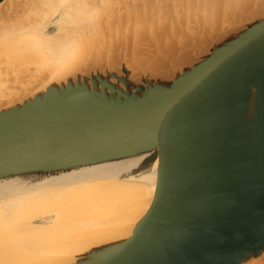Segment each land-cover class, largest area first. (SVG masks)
Wrapping results in <instances>:
<instances>
[{"label": "water", "instance_id": "obj_1", "mask_svg": "<svg viewBox=\"0 0 264 264\" xmlns=\"http://www.w3.org/2000/svg\"><path fill=\"white\" fill-rule=\"evenodd\" d=\"M139 31L106 44L108 31L103 62L0 100V184L138 161L130 172H156L149 209L70 264H254L264 258V8L161 66L151 60L168 41L140 42Z\"/></svg>", "mask_w": 264, "mask_h": 264}, {"label": "bare ground", "instance_id": "obj_2", "mask_svg": "<svg viewBox=\"0 0 264 264\" xmlns=\"http://www.w3.org/2000/svg\"><path fill=\"white\" fill-rule=\"evenodd\" d=\"M64 1L66 2L65 7L69 11L67 16L61 13L64 12ZM92 1L90 7H87L82 3V0H48L52 3L50 10L42 9L40 17L46 16L50 12L51 16L48 15L45 21L49 23L51 20V25L46 27L49 24L40 20L47 25L39 27L40 30L38 28V31L34 32H28L26 30L28 27L22 26L24 20L19 21L21 16L19 18L16 16L17 23H14L16 20L13 22L8 17L11 9H16L15 7L19 6L17 4L25 1L4 0L0 4V68L4 62L6 70L8 69L7 63L12 65L9 63L10 61L13 60L14 63L16 60L18 63L19 57L23 59L21 66L15 64L14 68L16 67L17 71L13 70L12 65L13 73L10 69V76L0 74V92H4L0 100H4L6 104L10 103L11 100L28 95L55 79L75 73L82 67L94 66L103 62L110 52L107 47L98 48V38L107 36V32L98 30L99 24L103 23L99 21V17H101L99 9L95 12L91 10V22L87 28L80 30L81 11L77 4L83 5L88 11L93 8L92 3L97 4L98 2L104 4L103 8L109 11L111 1ZM162 1L165 2V0ZM215 1H218L215 3H220V5L218 4L219 7H217L216 4L218 10L214 8L212 12L207 11L208 7L206 8V4L204 6L202 3L204 8L198 4V8L193 6L194 9H197L196 11L192 8L193 12L191 10L184 11L185 17L179 13H171L170 15H173L174 19L170 17L172 20H167L169 23L172 22L171 25L169 23L163 25L155 33L156 39H166L170 47L153 58L154 60L152 59L151 62L158 66L165 65L168 58L178 53H180L181 61L188 59L192 48L203 46L209 40V36L211 38L218 34L225 25L245 19L264 8V0ZM126 2H124V7ZM146 2H150L151 7L149 8L155 5L154 0H146ZM208 2L210 3L211 0ZM129 4H132L131 7L134 5L128 0ZM210 5L209 9L211 10ZM199 6L203 9H200ZM33 7L30 5L28 8L34 9ZM131 7H128V10ZM182 8L181 10H183ZM112 9L114 8L112 7ZM19 10L18 12L22 11V9ZM26 10L22 12L25 13ZM146 12L153 16L151 12ZM14 13L17 14V11ZM27 16L29 17L28 14ZM27 16L25 15L26 18H28ZM25 17L22 16L23 19ZM69 17V23L76 26L75 35L78 37L74 45H68V42L73 44L70 40L71 34H62L60 26L61 22H67ZM192 17H196V20ZM208 18L211 23L207 22ZM185 19H191L195 23ZM10 25L15 29L12 33L13 36L10 31H7ZM143 27L145 31V27L147 28L148 25ZM142 33L144 36L146 35L143 31ZM143 35L140 34V39L144 38ZM18 40L20 41L17 42ZM191 45L192 48L188 50ZM90 50L95 51L96 57L88 52ZM17 57L18 59H16ZM175 58H178V55ZM140 60L150 62L149 55L145 54ZM5 72L10 74L7 70ZM137 163L138 161H130L88 168L34 184L23 182L0 184V264H70L83 252L90 251L110 239L129 233L149 209L156 183L154 170L142 174H139V170L130 172ZM254 264H264V258L257 260Z\"/></svg>", "mask_w": 264, "mask_h": 264}, {"label": "rangeland", "instance_id": "obj_3", "mask_svg": "<svg viewBox=\"0 0 264 264\" xmlns=\"http://www.w3.org/2000/svg\"><path fill=\"white\" fill-rule=\"evenodd\" d=\"M23 1H25L24 3L23 2H20L19 4H17V5H19V6H16L15 8L16 9H11L10 11H9V15H8V17L10 18V20L11 21H15L14 23H17V17L19 18V16H21L20 17V20L19 21H21L22 22V20H24V23L22 24V26L25 28H27L26 30L28 31V32H34L35 30H37L39 27H43L44 25H47V24H49V25H47L46 27H48V26H50L51 24V20H50V22L49 23H47L45 20H47V16L49 15V16H51V14H50V12L45 16H43V17H40V15L42 14L41 13V10L42 9H49L50 10V7H51V2H48V0L46 1V0H23ZM44 1H45V3H44ZM102 1H104V0H102ZM111 1V9H112V7L114 8V9H110L109 11H107V9L105 8H103V5L102 4H100V3H98L97 2V4L95 3V4H93L92 3V9L90 8L88 11L86 10V8H84V6L82 7V6H80V5H78L76 2V4H77V7H78V9L81 11V13H80V16H81V19H79V21L81 22V24H79V29L80 30H82V29H85V28H87V26L89 25V23L91 22V17H90V15H91V13L92 12H95V11H97L98 9H99V12H100V16L101 17H99V21H102L103 23H101V24H99V28H98V30L100 31V29H101V31H104V33L105 32H107V34H108V31H111V30H113V32H111V34L112 35H109L108 37H107V42H106V44L108 43V41L109 42H116V41H122V40H126V35H127V33L128 32H131L133 29H134V23H137V24H142V23H145L144 25H148V27L146 28L145 27V31L143 30L144 29V25L143 26H139V27H141V28H139V30H140V32H138L137 34H141V35H143V33H142V31L144 32V34H146L145 36H144V38L143 39H141L140 41L141 42H143L144 41V39H146L145 37L146 36H150L151 35V37L153 36V38H155L156 39V30H159L160 28H162V26L163 25H168V23H169V21H167V20H169V19H174V16L173 15H170L171 13H173L174 12V14L175 13H179V15H181V16H183V17H185L184 15H185V12L184 11H189V10H191V8L193 9V10H197V9H194V8H198V4L199 5H201L202 3V5H204L205 6V4H206V8H207V11H210V12H212V10L215 8V10H218L217 9V7H219V5H220V3H215V2H218V1H215V0H211V2L209 3H207V1L208 0H168L167 2H166V0H165V2L164 1H162V0H156V2H157V4H156V7L154 6V7H152V8H149V7H151V4H150V2H143L144 0H139V2L141 3H139L138 1V4H140V5H138L137 4V2H135L136 0H129V1H134V2H132V3H134L135 4V6L133 5V7L135 8L134 10H133V7H131V5L132 4H129L130 5V7H131V9L129 10L130 12L129 13H132L133 14V16H134V14H135V12H136V15L137 16H139V17H130V16H132V14H129V15H127L126 16V14L128 13V8L125 6L124 7V2H126V1H128V0H110ZM194 1V2H193ZM196 1V2H195ZM198 1V2H197ZM0 2H1V0H0ZM43 2V3H42ZM90 2H93L92 0H82V3L85 5V6H87V7H90ZM199 2H201V3H199ZM204 2H206V3H204ZM31 3H35L34 5L33 4H31ZM127 3V2H126ZM181 3H182V5H181ZM195 3V4H194ZM118 4V5H117ZM186 4V5H185ZM209 4H211L210 6H211V10L209 9L210 7H209ZM215 4V5H214ZM216 4H217V7H216ZM219 4V5H218ZM26 5V6H25ZM30 5H31V7L32 6H34L33 8L34 9H32V8H28V7H30ZM43 7H41V6ZM48 5V6H47ZM201 5V6H202ZM208 5V6H207ZM25 6V7H24ZM66 6V2L64 1V12L62 11L61 13H63L64 14V16H67L68 15V12L69 11H67V7H65ZM99 6H100V8H99ZM122 6V7H121ZM144 6V7H143ZM162 6H163V9H162ZM184 6V8H182ZM193 6H194V8H193ZM204 6H202L203 8H204ZM104 7H105V5H104ZM120 8V10H119V8ZM175 7V8H174ZM200 7V6H199ZM22 9V11H24V10H26L27 8V10L25 11V13L24 12H18V11H20L19 9ZM170 9V11H169V9ZM181 8L183 9V10H181ZM186 8V9H185ZM203 8H201L200 7V9H203ZM118 9V11H116ZM122 9V10H121ZM124 9V10H123ZM127 9V10H126ZM157 11H156V10ZM162 9V11L160 12V10ZM168 9V10H167ZM175 9V10H174ZM178 9V10H177ZM199 9V10H200ZM14 10V11H13ZM32 10L34 11L33 13H32ZM39 10V11H38ZM91 10H92V12H91ZM101 10V11H100ZM15 11H17V14H15L14 12ZM29 11V12H28ZM107 11V12H106ZM135 11V12H134ZM146 11H148V12H151L152 14H153V16H151V15H149ZM180 11V12H179ZM182 11H183V13H182ZM192 11V10H191ZM200 11H202V10H200ZM38 12V13H37ZM106 14H105V13ZM125 12V13H124ZM141 12H142V14L144 15H142L141 14ZM146 12V13H145ZM160 12V13H159ZM193 12V11H192ZM33 15H32V14ZM104 13V14H103ZM109 13V14H108ZM23 14V15H22ZM27 14L29 15V17L27 16ZM38 14V15H37ZM25 15L28 17V18H26L25 17ZM140 15H142V16H140ZM16 17V19H15V17ZM22 16L23 17H25V19H26V21H25V19H23L22 18ZM33 16V17H32ZM61 16H62V14H61ZM63 16V17H64ZM145 16H148V17H146L145 18ZM71 17V16H70ZM70 17L69 18H67V22L69 23V21H70ZM171 17V18H170ZM11 18H13V19H11ZM42 18V19H41ZM43 18H45V19H43ZM59 18H61V17H59ZM58 18V19H59ZM121 18V19H120ZM131 18V19H130ZM32 19V20H31ZM100 19H102V20H100ZM118 19H120V20H118ZM171 19V20H172ZM192 19H194V20H196V17H192ZM31 20V21H30ZM42 22H46L47 24H44V23H42ZM128 20H130V21H128ZM131 20H133L132 22H131ZM186 21H189V20H191V19H185ZM30 21V22H29ZM122 21H124V22H130V24H126V23H124V22H122ZM148 21V22H147ZM25 22H26V24H25ZM66 21H62L61 22V24H60V26H61V30H62V34H68V33H70L71 34V41L73 42V44L72 43H70V42H68V45H74V43H76L77 42V40H78V37H76V35H75V31H76V26H74V25H72V23H67ZM82 22H83V24H82ZM104 22H105V24H104ZM122 22V23H121ZM148 23V24H147ZM171 21H170V25H171ZM185 23V22H184ZM191 23H195V22H192V20H191ZM40 24H41V26H40ZM43 24V25H42ZM132 24H134V25H132ZM101 25V26H100ZM131 25V26H130ZM157 25V26H156ZM197 25V24H196ZM134 26V27H133ZM159 26V28H157ZM194 26V25H193ZM10 27V28H9ZM8 27V29H7V31H10V33H11V35L13 36V32L15 31V29H13V26H9ZM11 27H12V29H11ZM127 27H128V29H127ZM34 28V29H33ZM152 28V29H151ZM155 28V29H154ZM42 29V28H41ZM46 29V28H45ZM39 30H40V28H39ZM128 30V31H127ZM136 31L138 30V29H135ZM150 30H151V32H150ZM38 31V30H37ZM146 32V33H145ZM10 33H9V35H10ZM18 33V32H17ZM114 33V34H113ZM152 33H154V34H152ZM72 34H74V35H72ZM140 34L138 35V37L140 36ZM73 39V40H72ZM69 40V39H68ZM20 40H18L17 42H19ZM31 45V44H30ZM103 42H99V49H103L104 48V46H107V45H104L103 47ZM96 49H97V47H95ZM89 53H92L93 54V56L94 57H96V54H95V51L94 50H90V51H88ZM90 57V56H89ZM16 59H18V57L16 58ZM23 59L22 58H20L19 57V59L17 60L18 61V63H16V60H14V63H13V60L12 61H10L9 63H12V65H13V67H12V65L11 64H8L7 63V68L8 69H6L10 74H8V73H6L5 71V69H4V65H6L5 64V62L3 63L4 65L3 66H1V68H0V74L2 75H4V76H7V75H11V71H12V73H13V70L14 69H16V67L14 68V66H15V64L16 65H18V66H21L22 64H23V61H22ZM22 62V63H21ZM9 65H11V66H9ZM17 66V67H18ZM11 67L13 68V70L11 69ZM10 69H11V71H10ZM16 71H17V69H16ZM16 71H14V72H16ZM4 72H5V74H4ZM7 74V75H6ZM16 86V85H15Z\"/></svg>", "mask_w": 264, "mask_h": 264}, {"label": "flooded vegetation", "instance_id": "obj_4", "mask_svg": "<svg viewBox=\"0 0 264 264\" xmlns=\"http://www.w3.org/2000/svg\"><path fill=\"white\" fill-rule=\"evenodd\" d=\"M2 1V0H1Z\"/></svg>", "mask_w": 264, "mask_h": 264}]
</instances>
